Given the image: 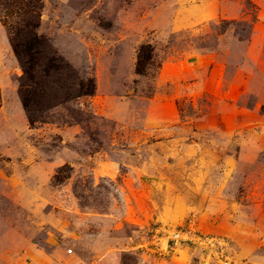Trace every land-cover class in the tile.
<instances>
[{
  "label": "rangeland",
  "instance_id": "374dc122",
  "mask_svg": "<svg viewBox=\"0 0 264 264\" xmlns=\"http://www.w3.org/2000/svg\"><path fill=\"white\" fill-rule=\"evenodd\" d=\"M41 5L36 33L95 90L50 92L31 124L0 5V264H216L166 246L188 224L264 264V0Z\"/></svg>",
  "mask_w": 264,
  "mask_h": 264
},
{
  "label": "trees",
  "instance_id": "16d2710c",
  "mask_svg": "<svg viewBox=\"0 0 264 264\" xmlns=\"http://www.w3.org/2000/svg\"><path fill=\"white\" fill-rule=\"evenodd\" d=\"M1 1L0 5L6 7L5 16L18 18V21L9 24L10 45L23 72L19 92L29 122L34 123L35 110L40 111L45 107L50 92L55 96L60 94L65 100L92 95L95 90L93 79H77L74 82L69 65L55 56L36 33L41 0H12V8ZM151 53L149 45L139 47L136 62L138 73L143 72L144 66L154 64Z\"/></svg>",
  "mask_w": 264,
  "mask_h": 264
},
{
  "label": "built area",
  "instance_id": "2783aa9c",
  "mask_svg": "<svg viewBox=\"0 0 264 264\" xmlns=\"http://www.w3.org/2000/svg\"><path fill=\"white\" fill-rule=\"evenodd\" d=\"M169 236L167 237L166 246L169 241L177 243L180 241H196L204 247H213L214 251L213 260H215L216 264H231L230 259L225 254V242L223 240L218 239L217 237L211 236H197L195 235V230L188 224L186 230H172L168 231Z\"/></svg>",
  "mask_w": 264,
  "mask_h": 264
}]
</instances>
